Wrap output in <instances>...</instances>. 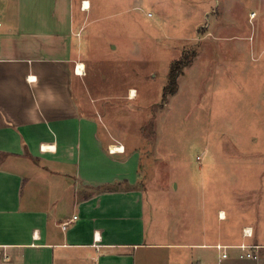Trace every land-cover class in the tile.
Here are the masks:
<instances>
[{"label":"crops","instance_id":"1","mask_svg":"<svg viewBox=\"0 0 264 264\" xmlns=\"http://www.w3.org/2000/svg\"><path fill=\"white\" fill-rule=\"evenodd\" d=\"M85 9L0 0V264H264V209L258 229L245 221L235 239L223 204L192 213L185 233L183 216L178 226L160 210L148 226L140 152L124 140L111 152L118 131L80 95ZM242 242L258 245V260L217 247Z\"/></svg>","mask_w":264,"mask_h":264},{"label":"rangeland","instance_id":"2","mask_svg":"<svg viewBox=\"0 0 264 264\" xmlns=\"http://www.w3.org/2000/svg\"><path fill=\"white\" fill-rule=\"evenodd\" d=\"M75 1L89 2L78 36L87 64L80 95L88 115L118 131L113 145L140 152L148 226L160 210L178 226L183 216L185 233L192 213L223 204L232 239L245 221L258 229L264 0ZM194 53L163 102L172 63Z\"/></svg>","mask_w":264,"mask_h":264},{"label":"built area","instance_id":"3","mask_svg":"<svg viewBox=\"0 0 264 264\" xmlns=\"http://www.w3.org/2000/svg\"><path fill=\"white\" fill-rule=\"evenodd\" d=\"M83 7H85V1H83V4H82ZM149 15H151V13H149ZM79 66L80 64H76V70L79 72ZM113 145H111L109 147V150L111 152H124V146L123 145H116L117 147H119L118 149L116 148H113L112 147ZM77 218L76 215H74L73 218L67 220V221H64L62 223V228L63 229H67L68 226ZM243 235L244 237H247V238H250V237H253L254 235V229L252 226H245L243 228ZM218 248H225L227 249L228 247H235V248H238L240 249V253H239V257L241 259H250V260H258L259 259V254H258V245L257 244H254V243H247V242H242L238 245H217ZM227 252H224V256H227Z\"/></svg>","mask_w":264,"mask_h":264},{"label":"trees","instance_id":"4","mask_svg":"<svg viewBox=\"0 0 264 264\" xmlns=\"http://www.w3.org/2000/svg\"><path fill=\"white\" fill-rule=\"evenodd\" d=\"M194 56L195 53L193 54V56L187 55L186 57L176 60L172 63L169 73V82L163 89V102L167 101L169 95L175 94L178 91V79L182 74L183 67L188 66L192 62Z\"/></svg>","mask_w":264,"mask_h":264},{"label":"bare ground","instance_id":"5","mask_svg":"<svg viewBox=\"0 0 264 264\" xmlns=\"http://www.w3.org/2000/svg\"><path fill=\"white\" fill-rule=\"evenodd\" d=\"M88 7H89V2L86 1V2H85V8L87 9ZM83 69H84L83 65L80 64V66H79V73H83ZM135 96H136V90L133 89V90H131V97H135ZM114 148H115V149H116V148L118 149L119 147L115 146Z\"/></svg>","mask_w":264,"mask_h":264}]
</instances>
